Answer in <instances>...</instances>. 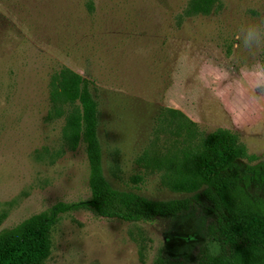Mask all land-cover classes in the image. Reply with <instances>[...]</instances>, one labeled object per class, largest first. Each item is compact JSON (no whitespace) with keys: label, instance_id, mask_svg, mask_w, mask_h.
I'll return each instance as SVG.
<instances>
[{"label":"rangeland","instance_id":"374dc122","mask_svg":"<svg viewBox=\"0 0 264 264\" xmlns=\"http://www.w3.org/2000/svg\"><path fill=\"white\" fill-rule=\"evenodd\" d=\"M0 0V231L57 203L88 201L84 146L62 136L51 77L67 69L98 105L103 175L153 200L185 197L154 159L187 147L182 113L207 135H237L246 167L264 164V0ZM256 27L257 39L244 42ZM264 171V168H262ZM251 192L264 199V185ZM173 222L126 223L88 209L59 216L45 264H152L164 248L192 260L208 212Z\"/></svg>","mask_w":264,"mask_h":264},{"label":"trees","instance_id":"16d2710c","mask_svg":"<svg viewBox=\"0 0 264 264\" xmlns=\"http://www.w3.org/2000/svg\"><path fill=\"white\" fill-rule=\"evenodd\" d=\"M211 5L212 0H191L185 13L206 15ZM49 86L54 115L61 116L63 107L70 108L62 129L64 140L71 150L79 144L84 146L90 198L78 203H57L0 231V264H45L51 254L52 228L60 215L72 211L88 209L104 219L150 224L187 218L196 206L208 216L193 259L173 256L161 248L152 264H264V199L251 192L253 184L264 185V164L247 166L242 173L240 160L246 153L235 133L217 129L202 135L197 124L170 110L181 119L178 125L188 145L175 155L154 159L153 166L163 167L169 188L185 197L149 199L117 190L105 179L98 105L89 83L62 69L51 77Z\"/></svg>","mask_w":264,"mask_h":264},{"label":"clouds","instance_id":"9594fccd","mask_svg":"<svg viewBox=\"0 0 264 264\" xmlns=\"http://www.w3.org/2000/svg\"><path fill=\"white\" fill-rule=\"evenodd\" d=\"M259 35L260 33L257 31L256 27H248L244 31V42L247 43L249 41L255 40L258 38ZM255 75L261 79H264V68H259Z\"/></svg>","mask_w":264,"mask_h":264}]
</instances>
